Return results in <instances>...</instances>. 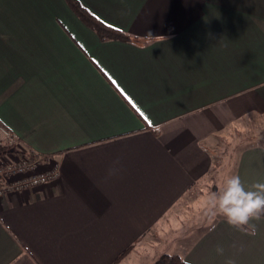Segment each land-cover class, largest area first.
Instances as JSON below:
<instances>
[{
    "label": "crops",
    "instance_id": "1",
    "mask_svg": "<svg viewBox=\"0 0 264 264\" xmlns=\"http://www.w3.org/2000/svg\"><path fill=\"white\" fill-rule=\"evenodd\" d=\"M78 1L132 39L67 0H0V124L61 170L0 197V264H264V219L249 236L182 204L226 132L264 116V0ZM233 175L264 182V141Z\"/></svg>",
    "mask_w": 264,
    "mask_h": 264
},
{
    "label": "built area",
    "instance_id": "2",
    "mask_svg": "<svg viewBox=\"0 0 264 264\" xmlns=\"http://www.w3.org/2000/svg\"><path fill=\"white\" fill-rule=\"evenodd\" d=\"M14 148L9 156L0 157V197L56 182L60 162L24 146L19 135L0 124V148Z\"/></svg>",
    "mask_w": 264,
    "mask_h": 264
},
{
    "label": "clouds",
    "instance_id": "3",
    "mask_svg": "<svg viewBox=\"0 0 264 264\" xmlns=\"http://www.w3.org/2000/svg\"><path fill=\"white\" fill-rule=\"evenodd\" d=\"M115 171L110 170L109 175ZM208 203L214 215L224 218V221L237 231L255 236L257 223L264 219V182H257L246 188L239 175H230L224 179L217 191L208 197ZM222 255L224 249L216 248ZM225 264H235V260L227 259Z\"/></svg>",
    "mask_w": 264,
    "mask_h": 264
},
{
    "label": "rangeland",
    "instance_id": "4",
    "mask_svg": "<svg viewBox=\"0 0 264 264\" xmlns=\"http://www.w3.org/2000/svg\"><path fill=\"white\" fill-rule=\"evenodd\" d=\"M263 141L264 116L243 128L226 132L224 141L215 151V165L211 174L182 200V204L187 207V214L214 215L208 203V197L218 190L226 177L233 175L237 152L244 146Z\"/></svg>",
    "mask_w": 264,
    "mask_h": 264
},
{
    "label": "trees",
    "instance_id": "5",
    "mask_svg": "<svg viewBox=\"0 0 264 264\" xmlns=\"http://www.w3.org/2000/svg\"><path fill=\"white\" fill-rule=\"evenodd\" d=\"M67 1L72 7V9L79 15V17L86 24H88L90 27L95 29L102 39H108V38H115V39L117 38L122 40L132 39V37H130L126 33L105 24L103 21H101L99 18L93 15L88 9H86L78 0H67ZM124 254L119 256L118 261H120L123 258ZM152 264H189V263L184 261L177 254H163Z\"/></svg>",
    "mask_w": 264,
    "mask_h": 264
}]
</instances>
